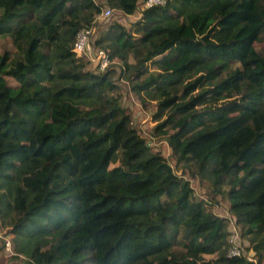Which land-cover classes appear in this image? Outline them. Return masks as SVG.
Wrapping results in <instances>:
<instances>
[{"label": "trees", "instance_id": "trees-1", "mask_svg": "<svg viewBox=\"0 0 264 264\" xmlns=\"http://www.w3.org/2000/svg\"><path fill=\"white\" fill-rule=\"evenodd\" d=\"M104 2L138 16L91 41L111 62L100 72L84 70L71 45L101 4L0 0V40L14 49L0 54V228L12 258L264 264V50L254 47L264 0ZM115 63L140 106L154 101L152 134L179 174L131 126ZM184 175L208 182L204 197ZM216 197L228 202L243 255L226 256Z\"/></svg>", "mask_w": 264, "mask_h": 264}, {"label": "rangeland", "instance_id": "rangeland-1", "mask_svg": "<svg viewBox=\"0 0 264 264\" xmlns=\"http://www.w3.org/2000/svg\"><path fill=\"white\" fill-rule=\"evenodd\" d=\"M96 3L101 4V9L104 8H110L104 0H94ZM141 2V0H138ZM112 10V9H111ZM138 11V9L136 10ZM137 17V12L133 13V15H124L120 11H114L112 10V14L107 18H97L96 21H92L93 28V34L91 36V41L95 39L102 31H104L105 27L110 22H118L125 26L126 28H130V22L134 20V18ZM254 47L256 50H264V39L260 42L254 43ZM93 48L91 47V53L87 57H83V59L87 60L89 62V65H85L84 70L87 71H97L95 68L94 63V56H93ZM8 51L12 52L14 51L13 47L11 46V43L9 40H0V54L3 52ZM127 61L129 63L132 62L131 56H128ZM119 64H113L114 74L112 79L116 81L117 86L119 88L118 94L120 95V105L124 109V111L130 116L131 120V126L136 129L138 134L144 139L145 144L151 148L152 151L159 152L166 160V162L169 164V166L173 169V171L176 174L180 173V169L175 166L174 160L170 156V150L168 146L166 145V142L163 139L156 138L152 134L153 126L156 122H154L151 119V113L154 109V101H148L146 102L145 106H140L139 103L135 100L134 96H132V93L127 89L126 84L124 83L125 80L120 78L119 76V70H118ZM7 84L14 86L15 83L6 77ZM184 177L188 180L193 193L202 198L204 197V193L206 192V189L209 187L208 182L202 181L199 182L196 178L189 177L188 175H184ZM216 200L218 201V204L215 205L214 212L219 217H224L227 220V231L229 232L232 228L237 231L239 235L238 227L234 224L233 217L228 212V202L226 199L222 197H216ZM234 224V225H233ZM4 230V229H3ZM5 236V235H4ZM239 242L241 246L246 244V241L239 237ZM13 255H15V252L12 251V246L10 251H4L2 247H0V264H24L22 262V256L16 255L17 259L12 258ZM215 255L211 254H205L203 257L205 259L207 258H213Z\"/></svg>", "mask_w": 264, "mask_h": 264}, {"label": "built area", "instance_id": "built-area-1", "mask_svg": "<svg viewBox=\"0 0 264 264\" xmlns=\"http://www.w3.org/2000/svg\"><path fill=\"white\" fill-rule=\"evenodd\" d=\"M168 0H141L140 6L143 8L164 5ZM112 14V10L110 8L101 9L100 13L95 17L94 21L97 18H107ZM94 26L83 27L79 29L74 37V40L71 45V51L76 57H87L91 53V36L93 32ZM93 58L95 63V68L97 71H104L107 69L109 64L111 63L108 59L106 52L102 49H94L93 50ZM234 225V224H233ZM5 235V236H4ZM0 247L4 251L11 250V242L8 234L5 233L3 229L0 228ZM226 256H240L244 254L242 246L239 242V235L237 231L232 226L231 230L228 232L226 236ZM250 254H247V258ZM250 260V258H248Z\"/></svg>", "mask_w": 264, "mask_h": 264}, {"label": "crops", "instance_id": "crops-1", "mask_svg": "<svg viewBox=\"0 0 264 264\" xmlns=\"http://www.w3.org/2000/svg\"><path fill=\"white\" fill-rule=\"evenodd\" d=\"M138 16V15H137ZM137 18V17H136ZM136 18H134V20L136 19Z\"/></svg>", "mask_w": 264, "mask_h": 264}]
</instances>
